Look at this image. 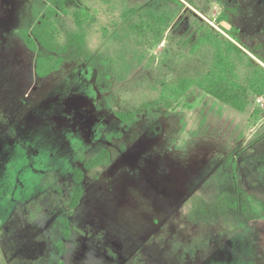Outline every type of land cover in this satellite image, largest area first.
<instances>
[{"label": "rangeland", "instance_id": "rangeland-1", "mask_svg": "<svg viewBox=\"0 0 264 264\" xmlns=\"http://www.w3.org/2000/svg\"><path fill=\"white\" fill-rule=\"evenodd\" d=\"M50 11L69 51L40 79L21 32ZM225 39L257 60L264 0H0V264H264V93L240 112L198 86Z\"/></svg>", "mask_w": 264, "mask_h": 264}, {"label": "trees", "instance_id": "trees-1", "mask_svg": "<svg viewBox=\"0 0 264 264\" xmlns=\"http://www.w3.org/2000/svg\"><path fill=\"white\" fill-rule=\"evenodd\" d=\"M176 1V0H174ZM129 13H136V9L132 8ZM157 23H164V15L161 17L152 16ZM225 18V17H224ZM229 22L228 18H225ZM77 23H80L79 21ZM226 33L235 42H240L237 35L233 32L224 29ZM215 35H208L205 40L211 43L213 40L217 41L219 37H223L220 33L213 29ZM61 31L54 18V11L48 12V17L42 18L31 33L27 31L21 32V37L25 44L35 52H39L36 61V75L40 79H45L52 74L59 72L66 62L69 46L61 42ZM224 38V37H223ZM75 39L79 44H83V37L76 36ZM231 40L225 39L224 46L217 43V61L214 69H212L204 78L205 86L198 84L208 95L229 105L236 110L243 112L246 110L249 101V92L262 95L264 93V44L259 39H255L253 46L249 52L257 59H253L245 51ZM232 56H237L240 59L247 58L251 66L255 68L252 78L249 79L250 90L244 89L241 85L233 80V73L231 75L219 72V70H231L230 59ZM124 124H132L136 121V117L132 114L118 115ZM119 134L117 137H120ZM110 160V153L108 150H103L98 156L86 162L82 168H78L73 172V191L70 200L67 204L65 217L62 221L63 238L68 240L71 237L72 217L80 206L85 192L86 173L92 169L104 166ZM107 250L112 248L106 247ZM113 251L111 250L110 253Z\"/></svg>", "mask_w": 264, "mask_h": 264}, {"label": "water", "instance_id": "water-1", "mask_svg": "<svg viewBox=\"0 0 264 264\" xmlns=\"http://www.w3.org/2000/svg\"><path fill=\"white\" fill-rule=\"evenodd\" d=\"M224 26L227 28V29H230L231 26L228 24V23H224Z\"/></svg>", "mask_w": 264, "mask_h": 264}, {"label": "flooded vegetation", "instance_id": "flooded-vegetation-1", "mask_svg": "<svg viewBox=\"0 0 264 264\" xmlns=\"http://www.w3.org/2000/svg\"><path fill=\"white\" fill-rule=\"evenodd\" d=\"M23 40V39H22ZM24 42V41H23ZM24 44H25V42H24ZM26 45V44H25ZM27 46V45H26ZM28 47V46H27ZM29 48V47H28ZM30 49V48H29ZM31 50V49H30ZM32 51V50H31Z\"/></svg>", "mask_w": 264, "mask_h": 264}]
</instances>
